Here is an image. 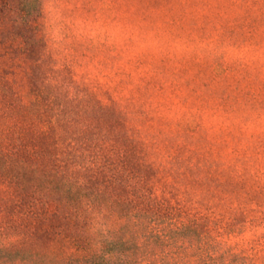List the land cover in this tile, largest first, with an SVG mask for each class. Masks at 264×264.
I'll use <instances>...</instances> for the list:
<instances>
[{"label":"rangeland","instance_id":"rangeland-1","mask_svg":"<svg viewBox=\"0 0 264 264\" xmlns=\"http://www.w3.org/2000/svg\"><path fill=\"white\" fill-rule=\"evenodd\" d=\"M32 3L44 40L41 68L61 95L71 81L69 90L110 103L142 137L162 142V152L180 142L184 153L203 150L264 180V0ZM3 54L12 85L26 89L27 59ZM91 229L95 241H120L124 250L102 259L60 247L27 263L264 264V244L254 243L264 224L210 237L182 233L174 219L98 213Z\"/></svg>","mask_w":264,"mask_h":264},{"label":"trees","instance_id":"trees-1","mask_svg":"<svg viewBox=\"0 0 264 264\" xmlns=\"http://www.w3.org/2000/svg\"><path fill=\"white\" fill-rule=\"evenodd\" d=\"M32 2L0 0V56L20 54L29 64L19 90L0 61V263L28 264L60 247L102 259L124 250L92 238L98 213L174 219L182 233L210 237L264 224V180L251 168L184 153L180 142L164 153L162 142L142 137L86 89L69 90L67 81L61 95L41 68ZM258 236L254 243L264 244Z\"/></svg>","mask_w":264,"mask_h":264}]
</instances>
